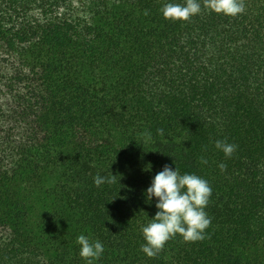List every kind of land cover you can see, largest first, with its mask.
I'll return each instance as SVG.
<instances>
[{
    "label": "trees",
    "instance_id": "trees-1",
    "mask_svg": "<svg viewBox=\"0 0 264 264\" xmlns=\"http://www.w3.org/2000/svg\"><path fill=\"white\" fill-rule=\"evenodd\" d=\"M167 2L0 0V264H86L81 234L93 264H264V0L183 22ZM165 165L208 181L211 224L149 258Z\"/></svg>",
    "mask_w": 264,
    "mask_h": 264
},
{
    "label": "clouds",
    "instance_id": "clouds-1",
    "mask_svg": "<svg viewBox=\"0 0 264 264\" xmlns=\"http://www.w3.org/2000/svg\"><path fill=\"white\" fill-rule=\"evenodd\" d=\"M202 4L208 11L226 17H236L245 11L244 0H183L181 3L171 0L163 4L160 12L165 20L183 22L198 15ZM157 133L163 136L164 130L157 129ZM142 136L149 141L152 134L146 131ZM214 147L227 158L231 157L237 146L216 140ZM200 163L207 164V160L201 157ZM218 167L223 172L226 165L222 162ZM115 177L112 174L107 177L97 175L93 181L96 186H100L113 183ZM144 195L146 202L155 199L157 209L154 217L141 228L144 243L141 244L140 251L147 257H155L164 248L166 242L177 235L189 243L205 238V230L211 224V218L205 211L212 195V188L207 180L194 173L181 174L176 166L173 169L165 165L152 178ZM76 244L79 245V256L86 261V264H93V261L99 260L104 253V245L101 241L91 240L83 234L77 237Z\"/></svg>",
    "mask_w": 264,
    "mask_h": 264
}]
</instances>
